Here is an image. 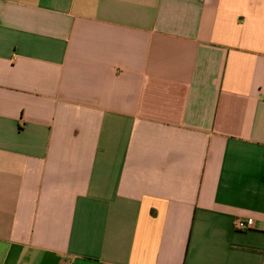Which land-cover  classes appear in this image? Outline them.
Returning a JSON list of instances; mask_svg holds the SVG:
<instances>
[{"label": "crops", "instance_id": "crops-1", "mask_svg": "<svg viewBox=\"0 0 264 264\" xmlns=\"http://www.w3.org/2000/svg\"><path fill=\"white\" fill-rule=\"evenodd\" d=\"M0 264H264V0H0Z\"/></svg>", "mask_w": 264, "mask_h": 264}, {"label": "built area", "instance_id": "built-area-1", "mask_svg": "<svg viewBox=\"0 0 264 264\" xmlns=\"http://www.w3.org/2000/svg\"><path fill=\"white\" fill-rule=\"evenodd\" d=\"M254 227V220L252 218H237L234 222L236 230L245 231Z\"/></svg>", "mask_w": 264, "mask_h": 264}]
</instances>
